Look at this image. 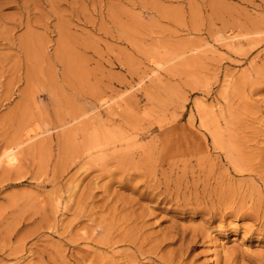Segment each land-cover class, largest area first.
Segmentation results:
<instances>
[{
	"label": "rangeland",
	"instance_id": "374dc122",
	"mask_svg": "<svg viewBox=\"0 0 264 264\" xmlns=\"http://www.w3.org/2000/svg\"><path fill=\"white\" fill-rule=\"evenodd\" d=\"M0 264H264V0H0Z\"/></svg>",
	"mask_w": 264,
	"mask_h": 264
},
{
	"label": "bare ground",
	"instance_id": "6f19581e",
	"mask_svg": "<svg viewBox=\"0 0 264 264\" xmlns=\"http://www.w3.org/2000/svg\"><path fill=\"white\" fill-rule=\"evenodd\" d=\"M9 159V158H8ZM10 159H12L11 157H10ZM13 160V159H12ZM8 162H9V160H7ZM11 161V160H10ZM12 162V161H11ZM10 163V162H9Z\"/></svg>",
	"mask_w": 264,
	"mask_h": 264
}]
</instances>
